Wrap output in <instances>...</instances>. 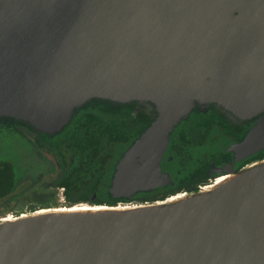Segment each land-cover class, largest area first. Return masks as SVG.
I'll use <instances>...</instances> for the list:
<instances>
[{
    "label": "water",
    "instance_id": "1",
    "mask_svg": "<svg viewBox=\"0 0 264 264\" xmlns=\"http://www.w3.org/2000/svg\"><path fill=\"white\" fill-rule=\"evenodd\" d=\"M93 99L156 112L112 197L166 186L170 135L196 103L264 113V0H0V118L54 136ZM263 149L260 117L228 150ZM0 264H264V166L158 210L1 222Z\"/></svg>",
    "mask_w": 264,
    "mask_h": 264
},
{
    "label": "trees",
    "instance_id": "2",
    "mask_svg": "<svg viewBox=\"0 0 264 264\" xmlns=\"http://www.w3.org/2000/svg\"><path fill=\"white\" fill-rule=\"evenodd\" d=\"M199 111L192 110L191 113H199ZM204 112L212 111L204 110ZM155 115L154 106L150 104L137 102L119 104L95 99L76 109L72 119L60 133L54 136L39 134L31 143L36 149L45 150L52 155L55 165L64 171L60 185L65 188V200L69 205L87 202L100 206H115L118 202L124 201L113 199L108 192L115 165L134 140L150 125ZM11 121L34 131L24 122L15 119ZM220 126L215 128L218 130L222 128L227 132L228 129L224 124ZM184 127L207 132L214 126L211 125L210 118L189 116L175 129ZM7 129L13 128L7 127ZM167 154L172 156L171 164H201L195 155L183 157L181 161L176 146L172 143L168 146ZM262 159L264 154L251 162ZM163 164L169 163L165 161ZM185 168L187 167L183 166V169ZM105 171L109 173L107 179L104 177ZM195 178L193 171L191 174L183 175L174 169L166 186L137 193L134 199L137 202L163 201L180 192L188 194L196 192L200 182ZM17 183L19 178L17 179L15 175L13 165L7 160H0V199L12 193ZM92 195H95L93 200ZM8 211L4 210L0 213Z\"/></svg>",
    "mask_w": 264,
    "mask_h": 264
},
{
    "label": "flooded vegetation",
    "instance_id": "3",
    "mask_svg": "<svg viewBox=\"0 0 264 264\" xmlns=\"http://www.w3.org/2000/svg\"><path fill=\"white\" fill-rule=\"evenodd\" d=\"M99 100H102V99H99ZM193 110H200V111L199 113H190L188 117L191 116V117H196V118H203V117L210 118L211 125H213L214 127L208 130L207 132H203L200 130L195 131V130L185 128V127L174 129V131L170 135L169 144L170 143L175 144L178 155L181 157V161H183L182 160L183 157H190V156L194 157L195 155L196 157L199 158V160L201 161V164H171L172 156H168L167 154L168 147H167V150L161 162L162 171L168 173L169 175L170 173L174 172V169L175 171H178L179 173L183 175H185L186 173L191 174V171H193V174L196 177L195 178L196 181L197 182L199 181L200 184L197 188V191L190 192V195L197 194L199 189L202 186H205L207 183L211 182L214 178L218 176L219 177L214 180L212 185L207 187L206 189L216 186L217 184L220 183V181H223L224 178L233 176V173H236L240 170L243 171L244 168L246 169L256 164V163H253L250 165V163L248 162H251V160H256L261 155L264 154V149H263L261 151H258L257 153H255L254 155L250 157L239 159L235 157V154L232 151L228 150L232 144L242 141V139L245 137L247 132L258 122L259 118L260 117L264 118V113L256 117H253L252 119H249V120H240L234 117L231 113L224 111L222 108L216 106L215 104H209L206 107H201L199 103H196ZM204 110H210L212 112L205 113ZM12 124L13 122L11 121V118H7V117L0 118V139L3 137H7V136L9 137L18 136V131L7 129V127H11ZM221 124H224V126L227 127L228 129L226 130L227 132H224L223 131L224 129L222 128L221 130L220 129L218 130L217 128H215V127H221L220 126ZM31 132L34 134V139H33L34 141L39 136V134H37L35 131H31ZM0 160H3V159H0ZM165 161L168 162L169 164H163ZM183 166H186L187 168L183 169ZM108 175H109L108 171H105L104 177L106 179ZM111 179H112V176L110 178V185H111ZM108 192H109V189H108ZM135 195L131 199L120 198V200H124V201L118 202V204L137 202L134 199ZM182 196L184 195H181V196L176 195V196H172L171 198H180ZM94 198H95V195H92L91 199L93 200ZM64 201L66 204H69L67 203L65 198H64ZM86 204H90V203L86 202ZM90 205H94V204H90ZM4 210H9L8 212L11 211V209L5 208L3 210H0V212ZM0 214H4V213H0ZM8 219L9 218H7V220Z\"/></svg>",
    "mask_w": 264,
    "mask_h": 264
},
{
    "label": "rangeland",
    "instance_id": "4",
    "mask_svg": "<svg viewBox=\"0 0 264 264\" xmlns=\"http://www.w3.org/2000/svg\"><path fill=\"white\" fill-rule=\"evenodd\" d=\"M11 128L18 131V136H7L0 139V159L7 160L13 165L15 175L17 179L19 178V183L12 193L0 200V210L11 209L10 212L1 214L0 219L9 218V220L17 221L42 211L62 210V205H67L66 209L71 208L64 201L65 188L60 185L64 172L55 165L51 155L47 154L45 150H37L32 145L33 143L31 142L34 139L32 130L19 123H13ZM216 178L202 186L198 193H203L207 187L212 185ZM184 194L185 196L190 195L181 192L176 195L181 196ZM165 200L119 204L122 207H126L161 203ZM82 204L80 206H100ZM75 205H72V207Z\"/></svg>",
    "mask_w": 264,
    "mask_h": 264
},
{
    "label": "bare ground",
    "instance_id": "5",
    "mask_svg": "<svg viewBox=\"0 0 264 264\" xmlns=\"http://www.w3.org/2000/svg\"><path fill=\"white\" fill-rule=\"evenodd\" d=\"M264 166V161L256 163L243 171L239 172L237 175L230 176L228 178H224L223 181H220L219 184L216 186L204 190L203 194H207L209 192H215L216 190L227 186L228 184L237 182L240 179L246 178L248 175H250L254 169L260 168ZM188 196H182L180 198H171L165 203L167 205L171 203H177L181 200L187 199ZM81 204H76L75 206H71V208L66 209L67 205H62V210H54V211H43L40 213H35L30 215L27 218H35L39 216H46V217H72V216H113V215H127V214H133L138 212H148L151 210H158L160 209L164 203H155V204H141V205H131L122 207L119 204L116 207H107V206H93V207H84L80 206ZM5 222H11V220H7V218L3 219Z\"/></svg>",
    "mask_w": 264,
    "mask_h": 264
},
{
    "label": "built area",
    "instance_id": "6",
    "mask_svg": "<svg viewBox=\"0 0 264 264\" xmlns=\"http://www.w3.org/2000/svg\"><path fill=\"white\" fill-rule=\"evenodd\" d=\"M184 196H185V194H184ZM188 196H190V195H188ZM171 198V197H170ZM170 198H168V199H170ZM167 199V200H168ZM167 200H165L164 202H166ZM164 202H161V203H164ZM14 220H11V222H13ZM0 222H5L3 219H0Z\"/></svg>",
    "mask_w": 264,
    "mask_h": 264
}]
</instances>
